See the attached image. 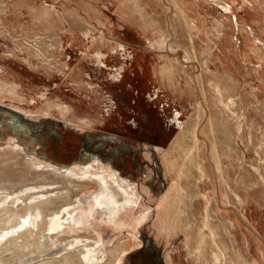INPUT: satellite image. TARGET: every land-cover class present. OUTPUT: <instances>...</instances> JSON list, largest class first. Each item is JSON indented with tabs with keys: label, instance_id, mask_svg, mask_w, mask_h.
<instances>
[{
	"label": "rangeland",
	"instance_id": "rangeland-1",
	"mask_svg": "<svg viewBox=\"0 0 264 264\" xmlns=\"http://www.w3.org/2000/svg\"><path fill=\"white\" fill-rule=\"evenodd\" d=\"M115 1L0 0V87L8 91L10 87L14 88L6 94L0 92V147L21 145L28 148L30 154H38V158L45 157L48 162L59 166H72L87 160L91 163L97 157L105 160L119 170L127 184L137 188V195L146 206V215L141 212L129 217L132 219L113 221V225L129 224L143 241L139 249L132 244L131 252L127 254L131 255V260L134 258V262L128 257L125 264L128 261L130 264H148L147 261L155 264L153 254L160 253L162 256L165 249L178 250L181 256L186 255L185 234L173 233L171 228L175 221L168 219L161 210L172 187L169 181L164 180L167 170L163 168L162 157L156 158L153 147L161 144L168 149L178 137L179 129L171 122L176 109L180 111L182 120H188L191 114L197 100L196 93L191 89L192 80L199 66L185 59L184 55L195 57L203 67L204 87L211 100L217 95L218 87L224 96L236 92L231 87L239 88L235 95L238 103L236 116L241 115L244 122L237 130L235 122L228 121L225 135H219L231 148L236 145L241 147L247 141L249 153L243 166L239 161L242 155L239 149L234 152L222 150L231 157V161L225 159L228 182L232 183L236 178L239 180L238 189L244 200L241 205L232 199V204L242 209L259 228L254 227L256 232L264 237V183L260 178L264 176V0H253L263 12L255 14L257 10L250 7L246 0H185L189 8V33L187 26H180L175 44L178 43L185 52L178 56L185 60L186 73L180 70L176 55H162V45L171 31L168 24L171 10L168 12L156 0H143L159 12L153 13L155 16L146 29L142 28L144 22L140 23V14L132 6L138 5L141 0ZM223 8H228L229 12ZM44 10L49 13L45 15ZM68 16L74 20L65 23L62 33L64 45L58 56L55 49L58 46L59 22ZM78 17L98 36L128 43L131 49L139 52L145 51L146 62L142 61L141 65L138 60L140 55L131 56L123 81L112 79L111 73L114 74L113 70L121 62L112 54L105 53L107 66L101 71L94 58L85 57L92 47L91 40L81 31H78V37H72L67 32L72 30L70 24L73 25ZM149 20L150 14L145 23ZM40 21H44L43 27ZM29 27L38 30L28 36ZM37 38L40 41L39 51L46 54L52 64L43 62L28 46ZM59 64V68L53 67ZM80 75L84 77L81 86L76 82V79L82 78ZM53 98L65 102L57 107L51 105ZM67 103L75 107L76 116L75 113L64 116L65 111H59V107L63 109ZM22 107L33 110L44 107L50 122L47 125L53 124L61 138L54 134L49 137L47 128L44 131L39 126L32 127L28 120L29 124L18 121L11 110L29 117ZM215 120L217 130L220 119L216 114ZM42 121L39 120V123ZM30 131L35 135L32 136ZM207 131L206 137L209 138ZM87 140L92 148L99 150L97 155L92 156L86 148ZM256 145L261 147L259 156L255 154ZM232 165L236 167L232 168ZM242 185L251 188L245 189ZM213 186L212 181L207 179L199 183L201 192H207L210 198ZM194 204H189L190 212L195 210L192 218L198 221L202 217L197 211L205 216L206 203L201 198ZM222 205L228 206L226 203ZM169 206L173 204L169 203ZM212 207L209 206V209ZM209 221L214 223L217 220L210 218ZM200 233L210 237L212 227H203ZM251 234L248 236L250 247L246 248L244 233L238 231L240 246L248 258L240 259L241 263L229 264H254L257 257L261 259L259 264H264L259 243ZM171 238L176 243L171 244ZM178 259L180 262L181 258Z\"/></svg>",
	"mask_w": 264,
	"mask_h": 264
},
{
	"label": "bare ground",
	"instance_id": "bare-ground-1",
	"mask_svg": "<svg viewBox=\"0 0 264 264\" xmlns=\"http://www.w3.org/2000/svg\"><path fill=\"white\" fill-rule=\"evenodd\" d=\"M156 1L160 6L166 7L168 12L171 10L170 15L167 12L171 31L162 45L164 49L162 55L167 53L176 55L175 58L178 57L177 61L182 73H186L187 70V66L183 64L184 58L199 66L191 88L196 93L197 100L188 120L180 119V111L176 109L171 122L179 129L178 137L168 149L162 147L161 144H155L153 147L156 158L157 156L162 157L163 168L167 170L164 180L169 181L172 187V192L165 204L161 205V210L168 219L172 218L171 221H175L171 228L172 232L185 234L186 249V255L182 256L177 252L178 250L174 252V249H165L162 256L158 254L160 261L163 264L241 263L240 259L247 260L248 257L240 246L239 230L244 233L246 248L250 247L248 237L250 232L254 235L251 234L259 243L257 247L263 254V261L264 237L256 232L255 228L257 230L259 228L241 211L242 209L232 204V199L241 205L244 204V200L238 189L240 188L239 180L236 178L234 182H228L225 159L231 161V157L228 152L222 150L234 152L236 148L239 149L242 152L239 161L243 166V163L247 162L249 153L247 141L245 140L241 147L236 145L235 148H231L225 145L219 135V133L225 135L228 121L235 122L236 129L241 125L240 123L244 122L241 115L236 116L238 103L235 95L238 94L239 88L231 87L236 90L234 91L236 94L231 93L224 96L218 87L217 95L211 100V96L204 87V70L201 63L195 57L185 56L184 50L178 46V43L175 44L180 26H187L188 28H185L189 33L188 5L185 0L177 3L175 0ZM199 1L201 0H196V2ZM246 1L250 7H255L258 11L254 14L263 13L257 1L256 4L253 0ZM147 6L142 3L135 6L140 17L145 20L148 19ZM224 11L229 12V9L225 8ZM48 13L44 10L45 15ZM71 19L73 18L68 16L59 22V35L56 37L58 46L55 49L58 56L64 45L62 33L66 27L65 23ZM40 23L43 27L44 21ZM70 26L72 30H67V32L72 37H78V31H81L91 40L92 47L85 53V57L94 58L101 71H104L107 66L104 59L107 53L112 54L121 62L113 70L114 74L110 72L114 80L123 81L122 78L127 73L131 56L140 55L143 58L139 60L141 65H143L142 61L146 62L147 53L145 51L139 52L137 49H131L128 43H120L104 36H98L80 17L75 18L74 24ZM50 29L52 30L53 27ZM246 29L250 30L248 27ZM36 30L38 29L35 27H29L28 36ZM190 40H192L191 36ZM39 43L37 38L34 43L29 42L28 46L43 62L52 64L47 55L39 51ZM181 53L184 55L183 59L178 56ZM53 67L59 68L60 64ZM83 81L84 77L76 79L80 86ZM12 89L14 90L10 87L9 91ZM9 91L5 87H0V92L3 94ZM64 102L63 99L53 98L51 105L58 107ZM22 108L28 112L29 117L11 110L17 116L18 121L31 123L32 127L39 126L44 131L47 128L49 137L54 134L61 138L53 124L47 125L50 122L44 107L36 110L31 107ZM75 110L70 103H67V107L63 109L59 107V111H65L64 116L69 113H75L76 116ZM215 114L220 119V127L217 130ZM39 120L43 121L39 123ZM32 131L30 134L34 136L35 133ZM206 131L209 138L206 137ZM234 141L237 142V139H233ZM86 142V148L92 152V156L97 155L96 152L99 150L92 148L88 140ZM256 147L258 149L255 154L259 156L261 147L258 145ZM30 153L28 148L21 145L9 144L0 147V264H125L128 257L131 262H134V258L131 260V255L127 253L131 252L132 244L139 249L143 241L132 231L129 224L113 225V221L121 222L141 212L146 215V206L143 205L141 197L137 195V188L134 185L131 186L132 184H127L116 167L110 166L108 162L98 157L91 163L87 160L72 166H59L48 162L45 157L41 159L37 157L38 154ZM234 167L236 165H232V168ZM175 173H177L176 176H174ZM260 178L264 183V176L261 175ZM206 179L212 181L214 185L211 198L207 192L202 193L199 189V183L206 182ZM242 187L251 188L247 185H242ZM201 198L206 203V215L203 216L197 211V214H201L202 217L197 221L192 218L195 210L190 212L189 204H194ZM169 203L173 206H169ZM223 203L228 206H223ZM209 206L213 207L209 209ZM210 218L217 221L210 223ZM203 227H212L210 237L200 233ZM169 242L176 243L172 238ZM213 247L214 250H212ZM178 258H181L180 262ZM254 260V264H259L261 261L258 257ZM127 264H130L129 261Z\"/></svg>",
	"mask_w": 264,
	"mask_h": 264
},
{
	"label": "crops",
	"instance_id": "crops-1",
	"mask_svg": "<svg viewBox=\"0 0 264 264\" xmlns=\"http://www.w3.org/2000/svg\"><path fill=\"white\" fill-rule=\"evenodd\" d=\"M113 2L115 3L116 1L115 0H113ZM118 2H120V0H118ZM128 2H129V0H128ZM138 3H142V4H146V5H148L147 6V12H148V18H149V14H150V20L149 21H147V23H145V19H143V18H141L140 16H139V18L141 19L140 20V23L141 22H144V23H142L143 25H141L142 26V28H146L147 29V27H148V25L150 24V22H151V18H154V14H155V12H158V10L157 11H155V9L153 8V6H150L149 4H147L146 2H144L143 0H141V1H138ZM133 7H135L134 5H132ZM135 9V8H134ZM135 11H136V13L138 14V12H137V10L135 9ZM154 13V14H153ZM159 13V12H158ZM148 20V19H147ZM140 26V25H139ZM140 59H143L142 57H139L138 58V60H140Z\"/></svg>",
	"mask_w": 264,
	"mask_h": 264
},
{
	"label": "flooded vegetation",
	"instance_id": "flooded-vegetation-1",
	"mask_svg": "<svg viewBox=\"0 0 264 264\" xmlns=\"http://www.w3.org/2000/svg\"><path fill=\"white\" fill-rule=\"evenodd\" d=\"M159 253H155V254H153V259H154V261H155V264H163L161 261H160V258H159V255H158ZM157 256V257H156ZM157 258V259H156ZM148 262V264L150 263L151 264V262L150 261H147ZM154 263V262H153Z\"/></svg>",
	"mask_w": 264,
	"mask_h": 264
}]
</instances>
